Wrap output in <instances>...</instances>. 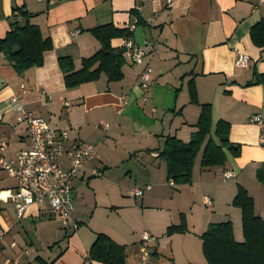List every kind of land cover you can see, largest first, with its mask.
<instances>
[{
	"label": "crops",
	"instance_id": "1",
	"mask_svg": "<svg viewBox=\"0 0 264 264\" xmlns=\"http://www.w3.org/2000/svg\"><path fill=\"white\" fill-rule=\"evenodd\" d=\"M20 13L29 16L52 49L44 53L41 67L22 75L0 54V158L11 160L30 148L14 97L25 111L67 130L70 143L93 146L96 157L73 184L76 232L38 217L34 207L18 219L13 205L0 200V264H97L86 257L100 234L124 247L125 264H204L200 236L210 224L230 222L235 241H243L236 238L241 219L232 206L238 187L264 221V185L256 177L264 165V84L255 83V75H264V47L250 38L264 19L259 0H177L171 9L160 0H0V41L26 21ZM107 25L127 30L145 52L144 64L153 71L149 102L142 101V67L126 59L119 82L101 76L65 88L58 59L69 58L74 70L80 69L81 61L100 49L91 30ZM111 47L121 49V39L112 40ZM239 56L247 58L245 67L235 66ZM190 84L198 104L211 107L212 132L219 121L229 126L228 140L236 152L225 151L224 167L202 169L199 164L191 184L171 186L158 155L167 138L187 144L196 132L200 107L190 103ZM256 115L262 128L250 121ZM91 169L109 184V228L102 230H92L90 222L82 227L74 205L76 184L91 187ZM226 173L231 177L224 178ZM15 186L0 168V192ZM146 187L142 197H128L129 190ZM181 215L187 231L166 236ZM143 235L149 240L143 241ZM35 244L57 245L59 252L50 250L44 258Z\"/></svg>",
	"mask_w": 264,
	"mask_h": 264
},
{
	"label": "trees",
	"instance_id": "2",
	"mask_svg": "<svg viewBox=\"0 0 264 264\" xmlns=\"http://www.w3.org/2000/svg\"><path fill=\"white\" fill-rule=\"evenodd\" d=\"M19 15L26 21L14 27L0 41V54L18 75H22L31 68L43 65V55L52 49V43L44 39L39 29L28 22L27 14ZM91 34L100 49L92 57L83 59L80 69L74 70L69 58L58 59L66 89L96 82L101 76L108 82H119L123 78V50L112 48L111 41L128 38L130 33L107 25L91 30ZM250 38L256 47H264V19L251 29ZM255 83L264 84V75H255ZM188 93L190 103L200 107L196 132L187 144L175 138H167L158 155L165 163L167 181L175 185L192 183V171L199 154L200 167L208 169L224 167L225 151L233 154L236 152L228 140L229 126L219 121L212 132L211 107L198 104L193 84L189 85ZM256 177L264 185V165L257 171ZM232 206L240 211L243 241H235L230 222L210 224L200 236L201 252L206 264H264V221L255 215L252 198L238 187ZM186 231L185 220L181 215L179 224L168 227L165 234L172 236ZM86 258L97 264H125L124 247L100 234L88 250Z\"/></svg>",
	"mask_w": 264,
	"mask_h": 264
},
{
	"label": "built area",
	"instance_id": "3",
	"mask_svg": "<svg viewBox=\"0 0 264 264\" xmlns=\"http://www.w3.org/2000/svg\"><path fill=\"white\" fill-rule=\"evenodd\" d=\"M160 1L165 8L171 9L177 0ZM259 4L264 7V0H259ZM132 29L130 27L129 30ZM121 49L124 59L134 66L142 67L139 74L142 101L149 102L153 71L144 64L145 52L130 38L121 39ZM234 64L236 67H245L247 58L239 56ZM18 98L14 97L12 103L15 111L20 114L18 121L27 126L30 148L17 153L11 160L0 158L1 170L16 182L14 190L0 192V200L13 205L18 219H22L26 211L34 207L38 217L56 221L62 224L63 229L76 232L79 225L71 216V192L85 164L95 159L96 150L93 146L70 143L67 130L53 128L42 118L25 111ZM250 121L260 128L263 127L260 115L252 117ZM4 147L5 144L2 143L1 148ZM90 174L93 177L100 176L96 169H91ZM230 177L231 174H224V178ZM149 189H131L128 197L140 198ZM204 205L210 207V200L204 199ZM142 240L148 241L149 238L143 235Z\"/></svg>",
	"mask_w": 264,
	"mask_h": 264
},
{
	"label": "rangeland",
	"instance_id": "4",
	"mask_svg": "<svg viewBox=\"0 0 264 264\" xmlns=\"http://www.w3.org/2000/svg\"><path fill=\"white\" fill-rule=\"evenodd\" d=\"M200 159L201 156L197 158L196 164H194L195 171L199 170ZM92 181L93 182L90 185L91 187H87L81 182L76 184L74 205L76 213L79 215L80 219H83L85 222L83 225H81L82 227L85 228L88 222H90V228L92 230H102L104 227L109 228V216L106 212L109 208V184L105 183L102 178L95 177L92 179ZM235 211L240 216V211L238 209ZM53 227L57 228V225H53ZM140 228L142 229V227ZM239 230L240 235H236V238L238 240H242L243 238L240 225ZM39 244H35L34 248L39 250L38 252L41 257L45 258L46 254H48L50 250H53L54 253L59 252L57 245L53 246L51 249H46ZM60 248L63 247L60 246ZM202 261L204 264H206L204 258Z\"/></svg>",
	"mask_w": 264,
	"mask_h": 264
}]
</instances>
